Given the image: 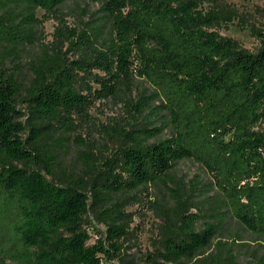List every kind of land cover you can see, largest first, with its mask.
<instances>
[{
  "label": "trees",
  "instance_id": "trees-1",
  "mask_svg": "<svg viewBox=\"0 0 264 264\" xmlns=\"http://www.w3.org/2000/svg\"><path fill=\"white\" fill-rule=\"evenodd\" d=\"M66 2L0 0V264L111 261L119 254L116 241L125 234V215L119 205L105 209L106 238L91 242L82 227L90 206L160 182L184 159L198 162L211 177L221 211L211 218L231 215L264 237V131L255 129L264 120V31L253 30L260 44L253 53L219 34L218 26L227 27L236 13L214 0H101L110 31L98 43L105 30L89 34L66 24L60 12ZM39 9L59 21L60 45L32 65L23 112L17 107L20 83L4 68L2 51L23 44V24L34 27ZM136 77L155 94L130 106L141 115L158 100L155 108L165 112L172 135L147 143L162 128L123 131L131 142L105 160L91 186L69 174L48 179L57 176L58 156L45 150V140L58 129L73 131L96 98L117 97L122 90L130 94ZM25 114L27 125L20 121ZM96 165L87 163L85 177ZM174 197L176 212L165 225L158 259L241 264L224 245L206 254L218 233L215 220L197 230L201 212H190L200 210L197 203L187 206L179 192Z\"/></svg>",
  "mask_w": 264,
  "mask_h": 264
},
{
  "label": "rangeland",
  "instance_id": "rangeland-1",
  "mask_svg": "<svg viewBox=\"0 0 264 264\" xmlns=\"http://www.w3.org/2000/svg\"><path fill=\"white\" fill-rule=\"evenodd\" d=\"M221 3L228 11L236 13V18L225 27L218 26L217 31L223 37L236 40L240 46L250 52H256L259 41L252 35L253 30L264 31V0H214ZM101 0H67L60 7V12L71 29L85 30L89 34L105 30L98 36V43L110 31L100 13ZM1 14V13H0ZM37 23L30 28L23 24L26 35L23 44L7 47L2 51L3 65L8 72H15L20 83V97L17 101L19 110L26 112L25 90L32 79L31 67L52 55L53 49L59 46L57 28L59 21L51 14L39 9L35 13ZM93 39V38H92ZM98 45V44H97ZM67 50V44L63 51ZM67 57H71V54ZM92 85H94L92 83ZM96 87V86H95ZM155 89L150 83L136 77L132 92L122 90L117 97L96 98L88 109V116L79 118L78 126L71 132L58 129L44 142L45 150L58 156L57 176L48 179L58 181L64 174L84 177L91 182L98 178V173L105 168V160L114 156L120 146L125 147L131 142L123 137V131L139 128H162L160 134L150 138L147 143L159 142L172 135L165 112L155 108L158 100H153L151 106L141 115L130 102L137 103L142 96H152ZM28 115L20 118L27 125ZM256 130L264 131V120L256 126ZM28 131H25L26 137ZM97 163L96 169L89 178L87 163ZM20 167L22 163L16 162ZM31 168L41 169L31 165ZM211 177L204 167L190 159L178 161L160 182L140 187L137 190L108 196L98 204L90 206L84 216L82 227L90 235L91 242L105 240L108 223L103 220L102 213L119 205L125 215V234L116 241L119 254L111 261L104 259V264H175L163 263L157 254L163 248L164 228L176 212L175 193L181 194L182 200L196 202L200 210L192 208L190 212H201V220L196 224L197 230H204L206 222L215 220L218 233L213 239L206 254H215L218 246L224 245V250L234 254L241 264H264V237L248 231L235 218L228 215L219 219L210 217L211 213L220 214L216 203V191L211 188ZM91 188L87 192L91 196ZM92 202V200H91ZM8 264H18L10 260Z\"/></svg>",
  "mask_w": 264,
  "mask_h": 264
}]
</instances>
